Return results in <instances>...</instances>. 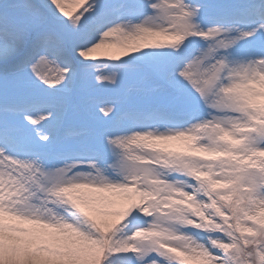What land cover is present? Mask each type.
Instances as JSON below:
<instances>
[{
  "label": "snow or ice",
  "instance_id": "obj_1",
  "mask_svg": "<svg viewBox=\"0 0 264 264\" xmlns=\"http://www.w3.org/2000/svg\"><path fill=\"white\" fill-rule=\"evenodd\" d=\"M0 264H264V0H0Z\"/></svg>",
  "mask_w": 264,
  "mask_h": 264
}]
</instances>
